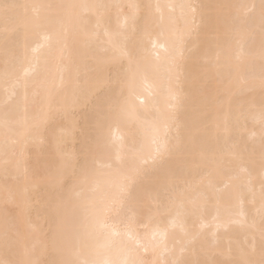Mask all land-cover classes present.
<instances>
[{
    "label": "bare ground",
    "instance_id": "bare-ground-1",
    "mask_svg": "<svg viewBox=\"0 0 264 264\" xmlns=\"http://www.w3.org/2000/svg\"><path fill=\"white\" fill-rule=\"evenodd\" d=\"M197 5L256 4L254 12L240 18L231 8L204 9L211 22L196 25L191 13L164 8V19L155 8L185 3ZM19 5L5 17L0 10V259L7 253L3 233L19 221V196L6 201L5 193L27 195L37 220L39 202L55 199L76 182L86 140L94 133L96 105L114 95V84L128 72V60L100 65L90 86L74 92L75 66L84 53V42L93 32L105 39V31L121 33L122 46L133 57L139 100L119 124L111 126L117 137L110 145L114 155L147 154L157 133L168 130L178 136L180 148L163 165L139 177L122 207L111 213L112 223L130 228L146 239L140 250L143 264H224L241 258L240 249L252 236H260L261 187L264 184V101L261 74L264 70V22L260 0H0ZM28 7H23V6ZM61 5H119L77 7ZM153 5L151 9L147 6ZM163 29V34L161 35ZM45 37H48L47 41ZM163 45L152 55L151 40ZM40 46V47H38ZM107 46V45H105ZM36 49L35 51H33ZM183 51V57L180 52ZM147 53V54H145ZM111 55V52L109 53ZM176 61L178 68L173 66ZM21 62H23V67ZM24 68L30 69L25 75ZM227 82V101L223 98ZM172 90L182 92L177 107ZM8 128L13 132H7ZM16 140L12 163L5 166L4 142ZM39 172L40 183L31 182ZM233 177L230 201L211 196L210 183ZM108 188L89 193L107 197L115 192L122 176L113 173ZM243 209L244 215L235 216ZM233 219L247 222L244 227ZM255 223V227H248ZM40 232L32 259L53 264L80 247L82 258L125 259V255L100 250L96 238L60 233L54 218L41 215ZM219 222L220 226H217ZM226 225V226H225ZM30 245L32 241L29 242ZM63 249L64 256L56 250ZM255 260L260 259L259 249Z\"/></svg>",
    "mask_w": 264,
    "mask_h": 264
},
{
    "label": "snow or ice",
    "instance_id": "snow-or-ice-1",
    "mask_svg": "<svg viewBox=\"0 0 264 264\" xmlns=\"http://www.w3.org/2000/svg\"><path fill=\"white\" fill-rule=\"evenodd\" d=\"M21 7L15 4L0 3V10L7 17L11 9ZM28 7V6H23ZM65 9H75L77 7H94L108 8L120 7L119 5H61ZM149 9L153 5L147 6ZM176 7L181 10L187 9L191 16V23L196 25L197 14L199 13L200 24L197 27L206 25L211 22L210 16L205 14L204 9L209 8H231L236 14V18H240L241 11L247 13L254 12L257 8L256 4H236V5H197L191 2L174 5H161L157 3L155 8L161 13L160 19L163 21V9L167 8L173 11ZM259 11L262 22H264V0H260ZM247 19H251L247 16ZM163 34V29L161 35ZM121 33L119 31L113 33L105 31V39L100 38V34L93 32L89 34L84 42L85 53L81 61L75 66V78L73 82L74 92L87 89L93 79V73L100 65L117 61L128 60V72L123 78H118L114 84V95L101 99L96 105V121L94 125V133L86 140V152L82 166L79 170L77 182L69 188L65 193L55 199H44L39 202L40 207L37 209V220H34L31 215L33 202L27 195L28 190L25 189L23 194L12 192L5 193L6 201H15L18 196L21 201L22 211L19 221L12 227L6 228L3 233V244L7 253H10L16 258L0 259V264H40L39 261L32 259L36 248V240L40 232V225L37 222L43 214L55 219L57 230L60 233H69L73 236L87 235L98 240L97 254L100 250L115 252L118 256L123 254L125 259H90L82 258L84 253L80 247L73 248L71 256L74 258H60L53 261V264H143L139 259L141 249L147 251L148 244L146 239H142L138 234L131 231L130 228H119L112 223L111 213L117 211L118 206L122 207L123 201L129 194L132 186L135 185L137 179L146 175L150 168L154 169L157 166L163 165L165 161L179 150L180 140L177 136L175 142L169 139L168 130L157 133L152 141V149L144 154L143 152L133 153L130 157H126L120 152L114 155L110 152V145L115 143L117 137L111 133V126L119 124L129 110L134 106L135 101L139 100L144 103L136 91L137 74L132 70L134 63L133 57L128 53L126 47L122 46L119 39ZM48 37H45L47 41ZM152 55L159 58L157 48H162L163 45L157 40H151ZM107 45V46H105ZM40 47V46H38ZM34 49L33 51H35ZM111 52V55L109 53ZM147 54V53H145ZM262 59H264V50H262ZM180 57H183V51L180 52ZM23 67V62H21ZM173 66L178 68L177 62L173 61ZM30 69L24 68L25 75ZM261 86L264 88V70L261 74ZM226 90L223 98L218 97V102L224 103L227 101V89L229 85L224 84ZM173 99L176 100L178 107L182 102V92L172 90ZM260 120L264 124V101L260 110ZM5 128L7 132L15 130L8 128V121L5 120ZM6 132L4 142V163L9 166L12 163L11 155L15 152L14 145L18 141L9 142ZM115 173L122 176V182L116 187L115 192L107 197H96L89 193L100 192L111 184L110 176ZM233 177L225 174L220 183L212 184L211 196L219 201H230L233 198V193L229 191ZM40 183L39 172L34 175L31 182L32 188H38ZM243 209L235 213V216H243ZM260 215V236L257 242L253 235L249 241H246V247L241 248V258L238 260H228L224 264H264V184L261 187V207ZM234 224L244 227L247 222L242 219H233ZM217 226L219 222H217ZM226 226V225H225ZM255 227V223L247 225ZM30 241H32L30 245ZM259 249L260 259L257 261L252 257L255 256ZM57 256L63 257L64 250L57 249ZM175 264H190L188 261H176ZM198 264V262H196Z\"/></svg>",
    "mask_w": 264,
    "mask_h": 264
}]
</instances>
